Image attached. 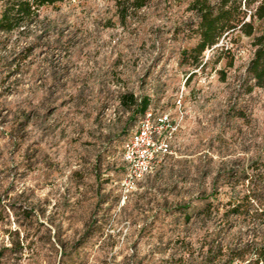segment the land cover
<instances>
[{
    "label": "rangeland",
    "instance_id": "rangeland-1",
    "mask_svg": "<svg viewBox=\"0 0 264 264\" xmlns=\"http://www.w3.org/2000/svg\"><path fill=\"white\" fill-rule=\"evenodd\" d=\"M128 1L65 0L0 32V264H246L221 249L264 240V200L241 218L223 214L227 186L212 196L220 170L264 172L252 38L223 36L195 64L194 0ZM143 98L179 125L123 201Z\"/></svg>",
    "mask_w": 264,
    "mask_h": 264
},
{
    "label": "trees",
    "instance_id": "trees-1",
    "mask_svg": "<svg viewBox=\"0 0 264 264\" xmlns=\"http://www.w3.org/2000/svg\"><path fill=\"white\" fill-rule=\"evenodd\" d=\"M65 0H8L0 16V32L10 33L16 27L35 20L43 6L55 5ZM135 8H142L147 0L128 1ZM199 15L200 21L195 31L199 40L190 49V54L199 64L204 51L216 45L223 36L240 32L252 38L254 54L248 65V72L252 75L256 85L264 86V0H194L191 5ZM125 18V16H124ZM256 21L260 25L256 26ZM144 113L150 108L147 98L141 99L137 109ZM264 158V157H263ZM264 160V159H263ZM255 166H250L254 169ZM222 186H227L228 201L223 203V214L236 215L241 218L254 217L257 208L255 202L264 200V172H248L229 168L217 172L212 196H219ZM213 202L208 205L210 214ZM228 206V207H227ZM220 206L214 207V213L219 214ZM228 250L221 254L226 256L225 262L239 260L246 264H264V240L260 243L224 247ZM251 254V258L247 256Z\"/></svg>",
    "mask_w": 264,
    "mask_h": 264
},
{
    "label": "built area",
    "instance_id": "built-area-1",
    "mask_svg": "<svg viewBox=\"0 0 264 264\" xmlns=\"http://www.w3.org/2000/svg\"><path fill=\"white\" fill-rule=\"evenodd\" d=\"M178 125L179 120L169 112L149 108L144 113L136 131L123 146L126 169L119 183L123 201L155 170L161 160L173 152L171 138Z\"/></svg>",
    "mask_w": 264,
    "mask_h": 264
}]
</instances>
